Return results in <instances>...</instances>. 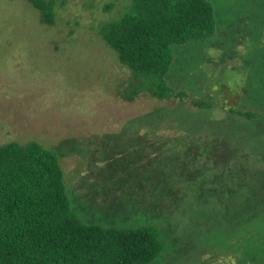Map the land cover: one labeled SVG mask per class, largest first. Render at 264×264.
I'll return each mask as SVG.
<instances>
[{
  "label": "rangeland",
  "instance_id": "rangeland-1",
  "mask_svg": "<svg viewBox=\"0 0 264 264\" xmlns=\"http://www.w3.org/2000/svg\"><path fill=\"white\" fill-rule=\"evenodd\" d=\"M205 1L214 32L171 45L169 85L186 97L130 101L132 73L96 28L129 0H56L50 26L27 0H0V146L52 152L82 221L157 225L165 248L152 264H264V180L252 179L264 161V0ZM236 147L252 154L232 169ZM236 174L258 197L246 230L238 219L250 204H222ZM244 192L237 199L250 201Z\"/></svg>",
  "mask_w": 264,
  "mask_h": 264
},
{
  "label": "trees",
  "instance_id": "trees-1",
  "mask_svg": "<svg viewBox=\"0 0 264 264\" xmlns=\"http://www.w3.org/2000/svg\"><path fill=\"white\" fill-rule=\"evenodd\" d=\"M27 2L40 14L41 23L55 24L59 12L56 0ZM129 3L119 18L96 27L105 45L116 52L119 64L132 73L124 98L132 101L140 93L158 100L185 98L186 93L171 87L167 78L174 59L171 45L210 36L214 32L211 6L205 0ZM105 7L108 9L110 4ZM193 104L209 107L202 101ZM236 113L242 115L241 111ZM247 154H252L249 147L233 148L227 152L225 166L234 169ZM259 167L263 172L253 167L252 179L264 180V161ZM216 170L222 171L219 166ZM182 181L186 184L188 175ZM229 187H233L234 194L223 205L236 210L237 203L250 204L241 209L238 219L240 228L246 230L243 225L252 222L249 219L258 206L255 188L241 174L235 175ZM239 189H244L246 200H251L237 199ZM214 204L225 215L219 216L217 222L226 221L227 214L220 211L223 205ZM73 210L62 170L52 152L36 142L0 146V264H152L165 248L157 225L140 222L135 227H105L82 221ZM249 250L246 256H250ZM251 251L260 255V249L254 245Z\"/></svg>",
  "mask_w": 264,
  "mask_h": 264
}]
</instances>
